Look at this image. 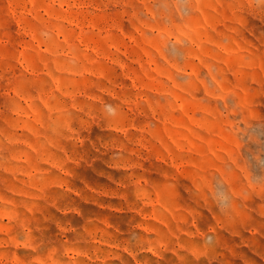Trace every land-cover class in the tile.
I'll return each instance as SVG.
<instances>
[{"label":"rangeland","instance_id":"374dc122","mask_svg":"<svg viewBox=\"0 0 264 264\" xmlns=\"http://www.w3.org/2000/svg\"><path fill=\"white\" fill-rule=\"evenodd\" d=\"M0 264H264V0H0Z\"/></svg>","mask_w":264,"mask_h":264}]
</instances>
